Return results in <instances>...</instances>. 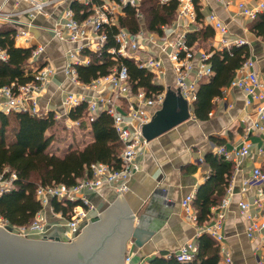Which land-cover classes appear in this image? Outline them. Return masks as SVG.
Segmentation results:
<instances>
[{
  "label": "crops",
  "instance_id": "0c3cea01",
  "mask_svg": "<svg viewBox=\"0 0 264 264\" xmlns=\"http://www.w3.org/2000/svg\"><path fill=\"white\" fill-rule=\"evenodd\" d=\"M198 5L200 20L197 19L195 4L194 21L179 18L177 12L176 18L165 26L162 35L144 28L146 33L143 35L142 49L145 51L141 54L156 55L164 63L163 74L158 78V84L163 85L164 90L172 89L178 94L176 73L167 55L170 48L163 50L164 42L176 41L186 32V36L194 35L193 44H188L197 56L203 52L211 54L213 50L221 49L223 35L209 24L211 14H215L226 25L229 39L245 40L244 45L250 49L249 58L254 62V68L264 82V38L251 31V25L257 16L251 19L243 13L244 7L260 9L264 5V0H198ZM70 6V0H60L50 4L45 13H38L29 10V2L25 0H0V28L16 29L15 42L19 47L44 48L40 56L41 61L33 64L29 59L27 69L35 70L46 59L55 67V72L50 76L49 81L36 91V95L42 112H54L55 115L61 116L56 119L58 123H65L69 129H77L71 141L64 146L65 151L71 146L82 147L93 139L90 132H82L79 127L68 121L66 117L68 110L63 102L66 95L74 93L88 98L113 96L103 83H99L97 87L82 82L75 83L66 73L71 55H77L76 48L79 43L61 40L55 31L60 27L64 12ZM117 11L120 9L118 8ZM260 12H264V7L258 13ZM80 56L82 58L86 55ZM197 65L195 63L196 67ZM194 71L190 79L195 78ZM210 77L201 78L199 85L204 80L208 81ZM248 98L250 97L240 88L226 86L222 95L213 99V107L203 119L197 118L194 114L196 100L187 101L190 112L187 119L159 136L147 140V143L140 147L138 155L140 168L131 176L126 191L119 192L116 185L107 184L97 191L85 193L95 206L91 218L101 217V214L109 210L119 197L123 196L134 214L133 224L152 231L151 235L143 240L142 246L136 245L133 239L127 242L125 255L128 253L131 255V264H150L149 261L153 256L164 254L167 257L168 254L180 252L189 242L197 243V237L206 233L205 228L214 222L216 207L226 196L229 183L233 184L234 191L225 210L221 230L223 240L221 242L216 240L220 246L219 263H224L227 252L231 254L233 264L258 263L263 253L261 239L259 236L248 237L246 234L248 219L240 211V203H252L260 188L259 183H250L254 167L259 166L264 172V133L254 129L248 130L258 115L256 104L248 103ZM6 100L0 90V111ZM117 104L120 109L128 110L127 98L117 99ZM160 108L146 107V110L154 116ZM50 132L49 129L47 134H52ZM245 140L250 144L249 154L238 161L226 159L233 163L232 176L221 202L212 207L211 218L202 224L198 223V210L195 205L197 218L188 217L182 201L187 195H196L199 188L214 173L207 156L220 155L216 153L219 146H224L228 151L241 148ZM246 181H249L250 185L244 190ZM51 203L44 207L40 216L50 225L48 234L51 233L52 237L62 236L64 227L59 225L62 221L59 215L52 212ZM255 212L256 209L252 206L250 213ZM86 226L88 225L82 228L81 233Z\"/></svg>",
  "mask_w": 264,
  "mask_h": 264
},
{
  "label": "built area",
  "instance_id": "2783aa9c",
  "mask_svg": "<svg viewBox=\"0 0 264 264\" xmlns=\"http://www.w3.org/2000/svg\"><path fill=\"white\" fill-rule=\"evenodd\" d=\"M29 2V10L32 12L45 13L46 8L60 0H25ZM79 1L86 5L91 4L92 0H70ZM161 3L166 4L172 0H159ZM178 17L188 18L191 20L196 19V10L193 0H178ZM126 5H131L139 9L141 0H105L101 4H92L90 8L91 14L80 21L75 18L74 11L68 7L63 15L60 27L56 29V35L61 40L79 43L77 55H71V62L66 67L68 77L75 83H81L78 78L77 66L88 65L90 63L89 56L81 54L85 50L92 52L100 51L107 41V35L103 31L105 24H117L118 15L122 13V9ZM243 6V5H242ZM260 9L243 8V13L254 19ZM120 11H117V9ZM140 18L142 14L138 12ZM209 24L222 35L221 49L230 50L233 46H240L245 44L244 39L236 38L229 39L227 37L228 29L215 14L209 16ZM144 25L139 32L133 33L127 28H121L116 35V48L109 49V52L118 57H126L133 59L140 67L145 68L155 74L156 82L163 74L164 63L160 57L153 54L142 55L145 50L142 49V41L144 40L145 29ZM165 31V26L163 27ZM186 32L182 33L176 41H166L163 44V50L170 48L168 55L169 61L176 73V87L179 89L183 97L189 101L197 99V90L199 81L203 77H210L214 73L211 64L208 62L210 53H201L198 56L195 54L193 48L188 44ZM168 38V37H166ZM44 48L39 46L32 51L30 62L39 63L40 56ZM0 58L5 59V51L0 47ZM197 63V67L195 66ZM35 77V81L20 85L15 89V85L2 87L0 90L6 97V102L1 108L5 113L15 112H30L36 115H44L42 112L36 91L42 85L46 84L50 76L55 72V67L51 61L45 60L43 64L37 66L35 70L28 69ZM195 70V71H194ZM195 72V78L190 79L192 72ZM99 83H103L112 92V97L98 96L97 98H88L74 93H69L64 98V105L67 107L66 117L68 121L76 126H79L78 120H73L69 116L71 109L78 106L81 102L85 101L88 104V117L93 120L95 116L101 111H107L114 120V127L119 135L124 149L121 153L122 167L115 169L111 165L103 162H96L91 165L92 176L85 177L79 181L78 184L68 186L64 183H57L54 185L39 187L37 190V198L43 204V208L51 203L53 199L61 202L65 201H78L69 217L61 212H55L51 206L53 213L59 215L61 223H64V236L68 240L77 238L82 228L91 219V213L94 211L95 206L88 200L85 193L88 191H97L104 185H116L119 192H124L128 189V182L131 176L139 170L140 163L138 160L139 149L142 145L147 143L146 138L142 133V125L149 122L153 114L146 110V107L160 108L165 99L166 90L160 93L149 96L145 90L140 89L137 93H132L128 69L124 64L113 69L107 76L100 77L94 80L90 85L97 87ZM232 87H238L243 90L250 98L247 99L248 103H255L257 110V119L248 127V130H258L264 133V82L260 79L257 71L254 68V62L248 58L245 63L237 70L235 77L231 81ZM125 97L128 99V110L120 109L117 104V99ZM61 118L60 115H55V119ZM250 144L247 140L241 148H235L233 151H228L224 146H219L216 153L222 155L225 159L240 160L246 157L250 151ZM16 178L13 173L9 179H5L0 174V184L5 186L4 193L9 190L8 183L12 185V181ZM250 183H259L257 195L252 203L241 202L240 211L246 215L248 225L246 234L248 237L259 236L261 239V246L263 253L259 257L257 264H264V172L259 166H255L252 171ZM249 181L244 183L243 189L246 190L249 186ZM234 186L232 183L228 184L226 196L223 198L219 206H217V213L214 222L205 228V232L211 234L215 240L221 242L223 240L222 228L225 219V210L229 204V198L233 194ZM195 194L187 195L182 201L183 208L188 217L192 219L197 218L196 208L194 206ZM256 209L254 214L250 213L251 207ZM41 210V211H42ZM41 211L37 214L34 222L26 227H21V230L28 233L46 234L49 228L48 221L40 216ZM60 224V223H59ZM198 250L196 242L187 243L178 253L168 254L167 257L175 255L181 261L191 260ZM131 255H125V264H131ZM223 264H233L230 253L225 254Z\"/></svg>",
  "mask_w": 264,
  "mask_h": 264
},
{
  "label": "trees",
  "instance_id": "16d2710c",
  "mask_svg": "<svg viewBox=\"0 0 264 264\" xmlns=\"http://www.w3.org/2000/svg\"><path fill=\"white\" fill-rule=\"evenodd\" d=\"M112 1V0H111ZM105 0H92L86 5L73 1L71 8L75 18L83 21L92 11V4H101ZM200 20L201 13L198 0H194ZM179 7L178 0L166 4L159 0H141L139 9L126 5L118 15L117 24H105L103 31L107 41L98 52L85 50L84 55L90 57L88 65H78L77 72L80 82L90 84L94 80L107 76L114 68L124 64L129 73L132 93L140 89L149 96L160 93L164 86L158 84L155 74L140 67L133 59L118 57L109 49L118 46L115 38L121 28H127L137 33L142 25L148 31L162 35L163 27L171 24L176 18ZM138 12L142 14L139 17ZM251 31L264 38V12L258 13L251 25ZM17 30L11 27L0 28V47L5 51L6 58H0V88L15 89L20 85L35 81V77L26 65L32 55L33 47L23 48L16 45ZM195 38L187 34V41L193 44ZM250 57L247 45L233 46L230 50H213L208 62L211 64L213 75L208 81L200 82L194 114L203 119L208 116L213 107V99L223 93V88L229 86L237 70ZM69 116L79 121L82 132H90L92 141L84 146H71L59 154L52 151L55 140L54 134L47 131L58 124L54 112L36 115L30 112L0 111V174L9 179L14 173L13 187L0 195V217L8 224L16 227L31 225L43 204L37 198L39 187L57 183L73 186L85 177H91V165L103 162L115 169L122 167L121 153L124 145L114 127L113 117L107 111L99 112L93 120L88 117V104L83 101L71 109ZM207 161L212 165L214 173L197 191L194 205L198 210V223L209 220L212 207L221 202L226 186L233 172V163L224 157L209 154ZM78 201L61 202L52 200L55 212H61L69 217ZM198 250L193 258L181 261L175 255L166 257L164 254L153 256L150 264H220V246L208 233L197 237Z\"/></svg>",
  "mask_w": 264,
  "mask_h": 264
},
{
  "label": "water",
  "instance_id": "95a60500",
  "mask_svg": "<svg viewBox=\"0 0 264 264\" xmlns=\"http://www.w3.org/2000/svg\"><path fill=\"white\" fill-rule=\"evenodd\" d=\"M189 116L187 100L168 89L162 107L142 125V133L149 141ZM101 217L91 218L74 240L48 233L25 236L10 224H0V264H125L127 242L133 239L142 246L152 233L133 224L134 214L123 196Z\"/></svg>",
  "mask_w": 264,
  "mask_h": 264
},
{
  "label": "rangeland",
  "instance_id": "374dc122",
  "mask_svg": "<svg viewBox=\"0 0 264 264\" xmlns=\"http://www.w3.org/2000/svg\"><path fill=\"white\" fill-rule=\"evenodd\" d=\"M177 91L183 97V95L181 94V92L179 91V89H177ZM76 127H79V126H76ZM50 131H51L50 133L54 134V136H55V140H54L55 142L53 143V146H52L51 149H52V151H55V152H57L59 154H61V153H63L65 151L64 150L65 149L64 146L67 145L68 142L71 141L72 136L77 133L76 132L77 131L76 128H70L69 129V128L66 127V124L65 123H58V124H56L54 127H52L50 129ZM87 141H89V139ZM7 183H8V185H6V186H8V188L11 189L13 187V184L11 185L10 182H7ZM4 188H5V186H3V185L0 184V193L3 191ZM0 224L1 225H6L8 223L3 218L0 217ZM63 224L64 223H60L59 225L61 227H64ZM13 227H14V230L16 232L21 233L22 235H25V236H35V235L38 234V233H28V232H24V231L21 230V227H16V226H13ZM60 232H62V231H60ZM50 234L51 233H49V235ZM59 234L62 235V233H59ZM74 239H76V238H74Z\"/></svg>",
  "mask_w": 264,
  "mask_h": 264
}]
</instances>
